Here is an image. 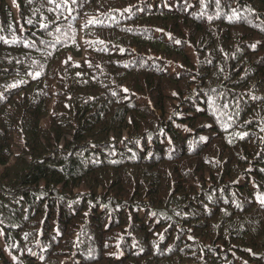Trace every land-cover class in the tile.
<instances>
[{
  "label": "trees",
  "instance_id": "1",
  "mask_svg": "<svg viewBox=\"0 0 264 264\" xmlns=\"http://www.w3.org/2000/svg\"><path fill=\"white\" fill-rule=\"evenodd\" d=\"M0 264H264V0H0Z\"/></svg>",
  "mask_w": 264,
  "mask_h": 264
},
{
  "label": "snow or ice",
  "instance_id": "2",
  "mask_svg": "<svg viewBox=\"0 0 264 264\" xmlns=\"http://www.w3.org/2000/svg\"><path fill=\"white\" fill-rule=\"evenodd\" d=\"M13 2H15V0H13ZM37 75H38V73H37ZM13 86H15V85H13Z\"/></svg>",
  "mask_w": 264,
  "mask_h": 264
}]
</instances>
